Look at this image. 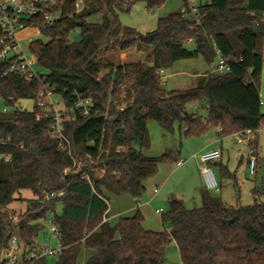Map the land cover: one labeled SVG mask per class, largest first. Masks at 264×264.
Returning a JSON list of instances; mask_svg holds the SVG:
<instances>
[{
    "label": "trees",
    "instance_id": "1",
    "mask_svg": "<svg viewBox=\"0 0 264 264\" xmlns=\"http://www.w3.org/2000/svg\"><path fill=\"white\" fill-rule=\"evenodd\" d=\"M76 1L59 0V19L43 31L49 40L32 41L30 50L44 69L45 83L67 105L78 93L91 97L95 108L89 116L66 122L71 155L51 138L50 119L36 118L37 104L32 111L16 110L13 119H0V137L12 138L5 149L13 154L11 162L0 163L2 246L13 237L33 245L52 215L63 245L56 264H81L84 248L93 251L85 264H165L171 242L182 264H264V200L233 206L203 187L200 207L170 200L161 213L163 231L144 228L139 210L116 222L104 220L111 196L139 200L159 164L174 160L171 151L144 152L152 145L150 120L167 133L179 124L188 138L214 127L228 136L264 122L259 89L264 0H208L200 6V23L179 10L160 17L145 34L123 25L119 12L139 1L154 9L167 0H83L79 11ZM99 15L101 21L90 20ZM76 29L80 39H68ZM132 48L146 53L145 59L116 64L108 57ZM216 48L227 58L228 72H208L187 89L168 90L161 83L160 70L179 60L202 57L212 65ZM4 68L0 63V97L11 106L22 98L37 101L42 82L5 75ZM190 104H198L207 116L190 111ZM22 188L32 189L36 197L24 213L8 211Z\"/></svg>",
    "mask_w": 264,
    "mask_h": 264
},
{
    "label": "rangeland",
    "instance_id": "2",
    "mask_svg": "<svg viewBox=\"0 0 264 264\" xmlns=\"http://www.w3.org/2000/svg\"><path fill=\"white\" fill-rule=\"evenodd\" d=\"M196 1L202 3L205 2V0ZM184 3L185 0H167L159 7L148 9L145 2L139 1L136 2L129 11H120L119 17L123 25L133 27L139 32L145 34L153 31L157 27L158 19L160 17L168 16L171 13L181 10ZM90 20L101 21L102 17L99 15L91 18ZM18 36L25 48L27 58L34 62V66L37 71L44 72V69L38 65L37 57L30 50V43L34 40L47 42L49 37L34 27L25 29L19 33ZM68 39L72 41L80 39V30L76 29L72 31L68 35ZM192 46L193 45L191 43H187V47L191 48ZM121 53H123L125 57L122 58ZM145 56L146 53L138 52L136 48H132L124 52H113L108 54V57L116 64L126 61H143ZM216 64L217 60L212 65H209L202 57L179 60L172 68L164 71V75L166 76L161 77V83L168 90L187 89L196 85L198 79L204 76V72L206 70H208V72L213 70L216 71ZM59 97L61 98L60 103H62L63 99L61 96ZM35 106L36 100L33 98H22L18 101L16 106H11L7 104L2 97H0V119H13L16 110L21 109L32 111L35 109ZM189 110H197L203 117L207 116L206 110L199 107L198 104H190ZM215 128L217 127L212 128V130H215ZM148 129L151 135L152 145L150 149H147L144 152L160 155L166 151H171L174 156V160L159 164L157 174L146 181V190L141 197L143 206L146 205V199L151 200L146 206L148 219L145 222V225L152 224L163 230L164 225L161 220V213L156 211L160 208H162V212L166 211L172 198L178 197L182 199L188 208L200 207L202 204L198 178L199 164L193 155L195 153L202 152L198 149L204 144L203 139H205L204 136L206 134L188 138L184 135V131L180 129L179 124L175 125L173 133H167L156 121L153 120L148 122ZM258 142L259 145L256 147L259 150V162L258 172L256 175H251L249 173V169L246 167V164L240 162L242 154L245 155L246 150L248 151V146L245 148L246 144L236 142L233 134L225 136V175L221 176L220 167L215 165V161L211 165L222 187L220 193H212L222 198L223 201L229 205H250L256 200H264V132L259 134ZM191 143L195 144L194 150L198 151H193L192 156L189 158L184 154L186 151L189 152V149L191 150V148H188ZM181 144L183 152L182 156L179 151ZM181 158L186 161L183 165H178L177 162ZM200 175L203 187L206 188L201 172ZM155 188L159 189V193L157 194L158 196L151 198ZM255 189L259 191L258 194L254 192ZM125 196L134 199L129 195L121 197ZM35 197L36 195L32 189L22 188L15 193V199L6 207V209L17 214L24 213L28 208L29 200ZM121 197L111 196L110 198L109 211H111V222H116V217H112V215L115 214L114 210L119 209V200ZM136 206L139 205L135 203V208ZM52 220L53 216L51 215L48 220L44 222L45 229L38 236V242L40 245L51 243L53 247H56V237L50 232ZM92 252L93 251L84 248L80 255V263L85 264ZM58 258L59 256L57 255L49 256L44 264H56ZM165 264H182L180 253L175 242H171L166 248Z\"/></svg>",
    "mask_w": 264,
    "mask_h": 264
},
{
    "label": "built area",
    "instance_id": "3",
    "mask_svg": "<svg viewBox=\"0 0 264 264\" xmlns=\"http://www.w3.org/2000/svg\"><path fill=\"white\" fill-rule=\"evenodd\" d=\"M207 2L208 0H205L204 3ZM58 3L59 0H0V63L5 67L3 72L5 75L16 74L28 81L36 79L42 82L37 94L36 104L39 111L36 118L38 120L41 118L50 119L49 134L51 138L58 141L60 149L69 150L71 155V142L65 133L66 122L75 119L78 115L83 117L91 115L95 108V102L91 97H83L75 93L76 99L72 105H67L63 98L60 103V95L45 83L42 77L44 73L37 71L34 62L27 58L25 48L18 36L19 33L30 27L37 28L41 32L54 27L61 15L57 8ZM202 4L196 0H185L181 11L200 23V6ZM83 6V0L76 1L77 11L81 10ZM216 53V71L228 72L230 66L227 58L221 54L218 48H216ZM164 71L160 70V77L166 76ZM260 101L264 114V99L261 97ZM261 132H264V122L256 128H245L233 134L236 142L248 146V169L251 175H256L258 172L259 159L256 144ZM11 141V137H0V163L12 161V152L5 149L11 144ZM221 156L220 149L205 150L193 155L198 161L206 189L214 193H220L222 187L211 165ZM184 162L185 160L180 159L177 164L182 165ZM83 176L91 182V178L86 172L83 173ZM158 191V188L154 189L155 193ZM63 193L60 191L57 195L60 196ZM55 195V193H51V196ZM107 203L110 204V201ZM108 211L104 220H109ZM158 212L162 213V209H159ZM50 232L56 237V247H53L51 243L40 245L38 237L34 239V244L31 246L23 244L17 237H13L5 247L0 241V264H36L49 256H60L63 250L61 234L58 226L52 221Z\"/></svg>",
    "mask_w": 264,
    "mask_h": 264
},
{
    "label": "crops",
    "instance_id": "4",
    "mask_svg": "<svg viewBox=\"0 0 264 264\" xmlns=\"http://www.w3.org/2000/svg\"><path fill=\"white\" fill-rule=\"evenodd\" d=\"M121 57L123 58V57H125V55L123 53H121ZM207 73H208V70H206L204 72V75H206ZM197 75H200V74H197ZM259 89H260V95L264 99V66H263V71H262V80L260 82ZM204 137H205V139H203L204 144L198 150H201V151L211 150V149H220L221 150V152H222L221 158L219 160L215 161L214 163L216 166L220 167V173H221V176H223V171H224V169H226V166L224 164L225 136H223L221 134V128L217 127V128H215V130H212V129L209 130ZM187 140H191V139H187ZM198 140H200V139H198ZM194 145L195 144H193V143L189 144L190 147H188V148H191V150L189 149V152L188 151L185 152L184 155L186 157L190 158L192 156L193 151H198V150H194L195 149ZM258 145H259V142H258ZM245 148H247V145ZM179 151H180V154L182 156V153H183L182 152V144L180 145ZM247 153H248V151L246 150V154L245 155L242 154L240 162L241 163L243 162L244 164H246V167L248 168V154ZM146 154L154 155V153H148V152ZM198 171H199V177H198L199 178V187L201 189V188H203V182H202L201 177H200L201 176L200 175V172H201L200 167H198ZM145 187H146V182H145ZM158 193H159V191H158ZM158 193L154 192L153 196L151 198L157 197ZM141 197L139 198V200L131 199L128 196L121 197L119 200V203H120L119 209L114 210L115 214H113L112 217H116L115 221H117V219H118L117 217L134 215L135 212L139 210L143 215V226H144V228H146L148 230H153V231H163L160 227L158 228L155 225H152V224L151 225L150 224L145 225V222L148 219V212L146 210V206L150 203L151 200L146 199V205L143 206ZM135 203H137L139 205V206H136V208H135ZM160 209H162V208H160ZM158 210L159 209H157L156 212H158ZM110 213H111V211H109V214H108L109 220H110Z\"/></svg>",
    "mask_w": 264,
    "mask_h": 264
}]
</instances>
